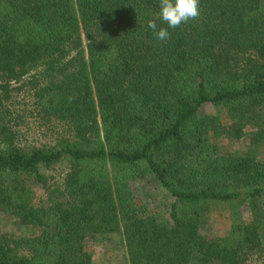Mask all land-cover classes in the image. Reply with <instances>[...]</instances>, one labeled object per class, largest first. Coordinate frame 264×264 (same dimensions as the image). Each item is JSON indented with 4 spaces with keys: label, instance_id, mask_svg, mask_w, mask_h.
I'll list each match as a JSON object with an SVG mask.
<instances>
[{
    "label": "trees",
    "instance_id": "1",
    "mask_svg": "<svg viewBox=\"0 0 264 264\" xmlns=\"http://www.w3.org/2000/svg\"><path fill=\"white\" fill-rule=\"evenodd\" d=\"M200 11L159 41L160 0H0V215L41 229L0 231V264H94L92 237L121 230L130 264H264V160L223 150L206 110L264 146V2ZM29 115L54 142L29 138ZM149 175L177 200L169 218L133 200ZM211 202L230 208L225 243L201 232Z\"/></svg>",
    "mask_w": 264,
    "mask_h": 264
},
{
    "label": "rangeland",
    "instance_id": "2",
    "mask_svg": "<svg viewBox=\"0 0 264 264\" xmlns=\"http://www.w3.org/2000/svg\"><path fill=\"white\" fill-rule=\"evenodd\" d=\"M264 2V0H262ZM25 98L21 94L20 99ZM30 100V97L28 98ZM24 102V99H23ZM206 110L209 113L220 117L226 127V133L218 138V143L223 150L254 152L264 160L263 144H252L249 137L242 139L232 135L231 119L228 112L222 106L207 104ZM24 130L29 132V138L40 142H54L56 130L50 128L49 124L36 115H29L25 118ZM249 130H254V124L247 126ZM67 171V163L56 164L53 168L46 170L55 184L61 185ZM133 200L143 214L156 213L163 218L170 217V211L176 205V198L165 190L158 180L149 175L131 182ZM36 202H43L45 191L41 186L34 185ZM206 210L205 223L201 228L202 234L213 238L220 243H225L230 229L231 212L228 204L211 202ZM246 220H250L251 214L248 208L243 209ZM39 227L22 225L17 218L0 215V231L14 232L20 235H30L40 232ZM88 249L93 252L94 264H130L127 247L123 231L100 234L89 242ZM248 264H262L257 258H252Z\"/></svg>",
    "mask_w": 264,
    "mask_h": 264
},
{
    "label": "clouds",
    "instance_id": "3",
    "mask_svg": "<svg viewBox=\"0 0 264 264\" xmlns=\"http://www.w3.org/2000/svg\"><path fill=\"white\" fill-rule=\"evenodd\" d=\"M200 15V0H160L159 18L167 27L157 29L156 22L149 20L148 28L153 31L157 40L166 41L170 38L169 28H178L189 20L198 19Z\"/></svg>",
    "mask_w": 264,
    "mask_h": 264
}]
</instances>
